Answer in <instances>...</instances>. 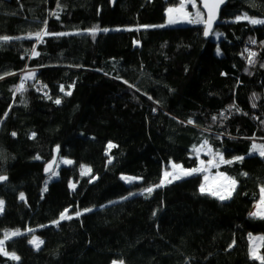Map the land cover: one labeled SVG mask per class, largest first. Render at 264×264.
<instances>
[{
	"label": "trees",
	"instance_id": "obj_1",
	"mask_svg": "<svg viewBox=\"0 0 264 264\" xmlns=\"http://www.w3.org/2000/svg\"><path fill=\"white\" fill-rule=\"evenodd\" d=\"M180 1L0 0V240L19 257L0 264H261L264 24L243 17H264V0H229L210 38L204 23L149 26ZM205 140L233 161L215 168L237 182L230 198L202 193L201 174L156 187ZM57 146L73 163L48 180Z\"/></svg>",
	"mask_w": 264,
	"mask_h": 264
},
{
	"label": "rangeland",
	"instance_id": "obj_2",
	"mask_svg": "<svg viewBox=\"0 0 264 264\" xmlns=\"http://www.w3.org/2000/svg\"><path fill=\"white\" fill-rule=\"evenodd\" d=\"M181 5H183L184 11H186L190 15L185 17V16H183L182 13L173 12L172 15L174 18H177V22L173 23V24H169L168 23V18H169L168 9L169 8H173V9L179 8V7H181ZM169 8L166 11L167 18H166L165 23L159 24V25H157V24L156 25H149V26L155 27V26H173V25H181V24L186 25V24L204 23V22H196L197 19H199L201 21H205V14L201 10L197 0H181L179 5L170 6ZM197 12L200 13L199 17L197 16ZM245 15H247V14H245ZM245 15H244V17H245ZM247 17L249 18L248 20H250V19L264 20V17H256V16H250V15H247ZM189 20H191L193 22L190 23ZM115 29H121V27H116ZM220 36H221V33L219 31H216L214 33V38L216 40H218ZM217 52L220 53L219 46L217 48ZM196 155L198 157V164L192 168H186L183 165H181L180 163H176L174 161H171L169 168H166L163 172V176H162V180H161V181H164L163 185L169 183L168 182L169 180H171V182H173V181H176V180L188 177V176L201 174L202 175V183L200 185V189H201V186H203L205 193L211 194V195L216 196L218 198H220V196H227L228 198H230L231 195L233 194L235 188H236L237 182L235 181L236 182L235 185H232L231 181L235 180V179H233L230 175H228L225 172L215 170L217 165L219 163H221V157H223V160H224V155L222 153L213 151L212 147L210 146V144L208 142H207V145H204V143H203L200 147L197 148ZM65 161H71V163H65ZM202 161H203V163H201ZM209 161H211L212 163L209 164L208 163ZM72 163H73V160L70 158H67V157L59 158L57 168L55 169L54 173L49 176L48 180H52L59 175L60 166L70 165ZM173 165H177L178 167L174 168ZM82 167H83L85 174H89L91 172V171L90 172L86 171L87 169L91 170V168L88 165H82ZM191 169H202V170L197 171V172L193 173L192 175H186L185 172L187 170H191ZM165 172L169 173L168 177H165V175H164ZM122 177H128L130 179H123ZM174 177H178V178H174ZM121 178L127 184H133L135 182L141 181L140 177L130 175V174H121ZM73 186L74 185L72 184V187ZM146 188H149V187H146ZM146 188H142V189H139L137 191H133L124 197H120V198L111 200V201L107 202L106 204L122 200L124 198L133 196L135 194L145 193L144 190ZM213 193H216V194H213ZM229 193H230V195H229ZM261 195H262V193H261ZM228 198H226V199H228ZM226 199H223V200H226ZM0 200H3V199L0 198ZM260 200H261V198H260ZM260 200L254 205V211L256 213H258L256 215L258 217H261V215H264V205H262L260 203ZM93 208H95V206H91L88 209H93ZM3 209H4V205H3ZM2 212H0V214ZM63 213H65V211ZM65 215L73 217L76 215V213L70 212L68 210L65 213ZM16 230H18V229H8L6 232L10 233V232H15ZM11 237H13V236H11ZM256 237H261V236H253L252 248L250 250L251 255L253 256V253H255V256H262V253H261L262 243L255 244V238ZM35 238H37V237H35ZM38 241H43V240L38 238ZM40 246H41V244H40ZM115 262H116V264H121L122 261H115Z\"/></svg>",
	"mask_w": 264,
	"mask_h": 264
},
{
	"label": "snow or ice",
	"instance_id": "obj_3",
	"mask_svg": "<svg viewBox=\"0 0 264 264\" xmlns=\"http://www.w3.org/2000/svg\"><path fill=\"white\" fill-rule=\"evenodd\" d=\"M219 2L222 3L223 0H219ZM205 6L208 7V18H207V21H206V25H207V27H206V30H205V33H204V34H205V35H208V34H209L208 29L211 28V24H212V21H213V19H214V10L216 9V7H218V5H217V3L208 4V0H205ZM173 12L182 13L183 16H185V17H187L188 15H190L189 13H187L186 11H184V9H183V5H181V7H179V8H175V9H173V8H169V9H168V13H169L168 23H169V24H173V23H176V22H177V18H174L173 15H172ZM199 15H200V13L197 12V16H198V17H199ZM243 18H244V19H249V18L247 17V15H245V17H243ZM237 19H241V18L238 17ZM189 22L191 23V22H193V21L189 20ZM196 22H205V21H201V20L197 19ZM249 22L252 23V24H264V20H257V19H250ZM104 31H107V29H105ZM43 34H47V33L44 32ZM93 34H94V30H93ZM36 35H37V37L39 38L42 34H41V33H37ZM9 39H12V38H11V37H8V36L0 37V41H5V42H6V41H8ZM251 42H252V43H255L254 40L251 41ZM34 54H36V53H34ZM250 56H253V57H254V56H255V53H250ZM253 62H254V61H253L252 59H249V63H250V64L253 63ZM22 88H23V84H21L20 86H18V87L16 88V92H21V91H22ZM61 90L63 91V86H61ZM67 95H71V93L68 92ZM254 96H255V94H254ZM60 102H61V101H60L59 99H57V100L55 101V103H57V104H59ZM253 106H255V105H253ZM5 115H7V114H5ZM221 115H223V114H221ZM215 119H216V117H213V120H215ZM188 123L191 124V123H193V121L189 120ZM12 135L15 136L16 133L13 132ZM32 136H33V138H34V137H35V133H33ZM204 145H207V141H206V140L204 141ZM108 147H109V148H112V147H115V145L109 143ZM252 149H253L254 152H257V151H258L259 154H260L261 156H264V145H256V144H253V145H252ZM57 150H59V146H57ZM38 158H39V157H37V159H38ZM234 159L239 161V160H243L244 158H243V157H235ZM109 162H111V161H109ZM221 162H223V163H232L233 161H231V160L225 161V160H223V157H221ZM65 163H71V161H65ZM201 163H203V161H202ZM208 163L211 164L212 162L209 161ZM49 167H51V165H50ZM173 167L175 168V167H178V166H177V165H173ZM47 170H48V169H46V171H47ZM201 170H202V169H191V170H187V171L185 172V174H186V175H192L193 173H195V172H197V171H201ZM86 171L90 172L91 170H90V169H87ZM82 174H84L83 167H82ZM164 175H165V177H168V176H169V173H168V172H165ZM245 175H246V173H245ZM122 178H123V179H130V178H128V177H122ZM174 178H178V177H174ZM7 179H8L7 176H2V175H0V181H5V180H7ZM168 182L170 183L171 180H169ZM163 183H164V181H161V183L158 184V185H156V187H160V186H162ZM231 183H232V185H235L236 182H235V180H232ZM46 190H47V188L45 187V191H46ZM153 190H154V189H153L152 187H149V188H146L144 191L150 194ZM200 190H201V192L203 193V192H204V187L201 186V189H200ZM260 191H261V193H262L260 203H261L262 205H264V187H261ZM213 194H216V193H213ZM229 195H230V193H229ZM20 198H21V199H24L23 193H21ZM220 198H221V199H226V198H228V197H227V196H220ZM3 205H4V201H3V200H0V212L3 211ZM67 211H68V210L65 209V213H66ZM85 211H91V209H86ZM65 213H61L60 220L71 219V216H66ZM80 214H81V213H79V212L76 213V215H80ZM257 214H258V213L253 212V213H251L250 215L255 216V215H257ZM154 215H155V213H154ZM261 218H264V215H261ZM54 223H59V221H55ZM29 231H32V230L30 229ZM21 234H22V233H20L19 230H16L15 232H10V233L6 232V233H5V239L10 238L11 236H16V235H21ZM257 239H259L260 241L264 242V237H259V238H257ZM29 242L32 243V244H34L35 247H36L37 249H39L40 244L43 243V241H38V238H35V237L33 238V240H31V241H29ZM0 254L8 255V256H10V258L13 259V260H19V257L16 256L15 253H11V254H10V253H8V252L5 250V248H4V241H3V240H0ZM253 258L259 259V260L261 261V264H264V256H255V253H253ZM113 264H116V262L113 261ZM121 264H123V262H121Z\"/></svg>",
	"mask_w": 264,
	"mask_h": 264
},
{
	"label": "water",
	"instance_id": "obj_4",
	"mask_svg": "<svg viewBox=\"0 0 264 264\" xmlns=\"http://www.w3.org/2000/svg\"><path fill=\"white\" fill-rule=\"evenodd\" d=\"M116 1L117 0H111L112 5H114ZM198 1L200 3L201 10L205 14V22H204V25H205L204 33H205V30L207 27L206 21L208 18V7L205 6V0H198ZM228 1L229 0H223V2L220 3L219 0H208V4L217 3L218 7H216V9L214 10V19L212 21L211 28L208 29L209 34L208 35L204 34L206 38H210L212 36L214 30L217 27L218 22L220 21L222 10L227 5ZM59 157H60V148L59 150H57V147H55L52 158L49 161H47L44 165V175L45 176H50L54 173L55 169L57 168ZM50 165L51 167H49ZM46 169L48 170L46 171ZM3 182L4 181H0V184Z\"/></svg>",
	"mask_w": 264,
	"mask_h": 264
},
{
	"label": "crops",
	"instance_id": "obj_5",
	"mask_svg": "<svg viewBox=\"0 0 264 264\" xmlns=\"http://www.w3.org/2000/svg\"><path fill=\"white\" fill-rule=\"evenodd\" d=\"M253 212H255V211H254V208H253L252 213H253ZM255 216H256V215H255ZM253 236H261V237H263L261 234L251 235V236H250V244H251V248H252V238H253ZM257 238H259V237H256V238H255V244H260V243H262V241H260V240L257 239Z\"/></svg>",
	"mask_w": 264,
	"mask_h": 264
},
{
	"label": "built area",
	"instance_id": "obj_6",
	"mask_svg": "<svg viewBox=\"0 0 264 264\" xmlns=\"http://www.w3.org/2000/svg\"><path fill=\"white\" fill-rule=\"evenodd\" d=\"M26 71H28V70L24 69L23 71H21V75H22L24 72H26Z\"/></svg>",
	"mask_w": 264,
	"mask_h": 264
}]
</instances>
